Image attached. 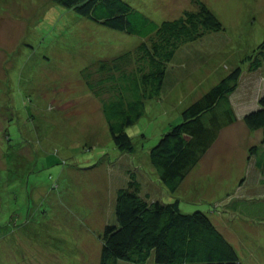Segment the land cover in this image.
<instances>
[{
    "label": "rangeland",
    "instance_id": "374dc122",
    "mask_svg": "<svg viewBox=\"0 0 264 264\" xmlns=\"http://www.w3.org/2000/svg\"><path fill=\"white\" fill-rule=\"evenodd\" d=\"M127 1L158 22L198 8V0ZM203 1L224 28L178 47L161 96L147 99L144 114L126 128L136 146L130 153L115 145L95 91L107 97L115 90L113 81L98 85L113 73L98 71L100 61L135 48L141 37L56 0H0V264H99L100 233L114 217L128 171L142 174L141 186L151 185L146 193L152 197L172 200L149 150L181 121L184 108L237 64L243 74L231 100L238 121L223 129L176 195L184 211L239 214L231 222L220 216V224L246 264H264V189L254 183L240 188L245 163L225 161L241 150L247 162L255 144L263 151L262 131L251 130L243 117L264 93V64L250 70L243 59L264 40V0ZM132 60L126 68L137 65ZM94 69L95 91L86 73ZM215 160L222 172L213 168ZM240 195L245 199L236 210Z\"/></svg>",
    "mask_w": 264,
    "mask_h": 264
},
{
    "label": "trees",
    "instance_id": "16d2710c",
    "mask_svg": "<svg viewBox=\"0 0 264 264\" xmlns=\"http://www.w3.org/2000/svg\"><path fill=\"white\" fill-rule=\"evenodd\" d=\"M56 2L89 20L141 37L135 48L100 61L98 71H113L98 83L99 86L106 81L115 83V90L109 96L103 97L98 90L95 91L92 79L96 70L86 72L89 87L102 100V110L115 145L119 150L130 153L136 151V146L126 128L144 114L147 99L161 96L168 63L178 47L207 32L224 28L223 21L203 0H198L197 9H186L179 17L161 22L127 0ZM133 58L137 65L132 69L126 68ZM243 60L247 61L250 70L261 68L264 64V40L253 54ZM242 74L241 65H235L184 108L181 121L172 124L150 148L151 165L160 181L174 193L172 200L152 197L153 192L146 193L152 186H141L142 182L145 183L141 179L142 174L131 169L128 171L130 178L117 192L111 212L114 217L111 216L100 233L99 264H246L238 248L208 212L199 208L193 212L184 211L182 199L176 195L177 191L181 193V184L212 148L223 129L238 120L231 95L238 88ZM257 104V108L248 111L243 119L251 130L262 131L263 151L260 152L259 145L255 144L250 147V155L255 160L254 166L264 173V93ZM142 154L147 159L145 153ZM141 166H148V161ZM253 177L256 179L257 173ZM262 179L264 183V177ZM142 189L145 190L144 195ZM241 199L245 197L240 195L233 201L234 209H238ZM218 214L230 222L239 216L235 213L225 217L222 212Z\"/></svg>",
    "mask_w": 264,
    "mask_h": 264
},
{
    "label": "crops",
    "instance_id": "0c3cea01",
    "mask_svg": "<svg viewBox=\"0 0 264 264\" xmlns=\"http://www.w3.org/2000/svg\"><path fill=\"white\" fill-rule=\"evenodd\" d=\"M238 121V120H237ZM236 121V122H237ZM236 122H234V123H236ZM221 135V134H220ZM220 137V136H219ZM219 139V138H218ZM218 139H217V141H218ZM216 141V142H217ZM216 142H215V144H216ZM214 144V145H215ZM213 145V146H214ZM212 146V147H213ZM237 146V145H236ZM208 153V152H207ZM207 153L203 156V158L200 160V162L194 167V168H196L197 166H203V163L200 165V163H201V161L202 160H204V158H206V156H207ZM243 155H244V152H242L241 150H239V151H237L234 155L233 154H231V153H229L228 155H227V158L225 159V161H226V164L229 162V161H233V159H231V157H233L234 158V160L237 158V157H239L238 159H239V165H241V163H245V165H246V172L244 173V174H241L242 175V177H244L243 179H242V182H241V184L239 185V187L240 188H244L245 187V185H246V183L248 184V183H254V185H255V188L258 186L259 188H260V190L261 189H264V183L262 182L263 181V177H264V173H263V171L261 172L260 170H259V168L257 167V166H254L255 165V160L253 159V155H250L249 157V159H247V162H245V156L243 157ZM248 157V156H247ZM219 164H220V161H216L215 160V165L213 166V168L216 170V172H222L221 171V169H220V167H219ZM245 167V166H244ZM194 168L192 169V171L194 170ZM191 171V172H192ZM190 172V173H191ZM223 173H224V171H223ZM256 173H257V178L255 179L254 177L252 178V176H256ZM253 174V175H252ZM190 175V174H189ZM244 179H246L244 182H243V180ZM187 180V179H186ZM186 180L181 184V186H183V184L186 182ZM253 185V186H254ZM252 186V187H253ZM217 187H219L217 184H216V188ZM254 188V187H253ZM227 191H229V190H227ZM256 190H253V192H255ZM208 215L211 217V219L215 222V224L220 228V229H222L223 230V232L225 231V233H226V236L228 237V239L230 240V241H232L233 242V239L232 238H230V236H229V233L227 232V230H225V227H224V225L222 224V226H221V224H220V220L221 219H219V217L221 216V215H219L218 213H216V212H210V213H208ZM216 216V217H215ZM229 231V230H228ZM230 232V231H229ZM234 243V242H233ZM237 247V246H236Z\"/></svg>",
    "mask_w": 264,
    "mask_h": 264
}]
</instances>
